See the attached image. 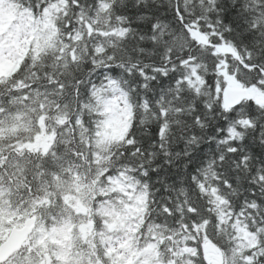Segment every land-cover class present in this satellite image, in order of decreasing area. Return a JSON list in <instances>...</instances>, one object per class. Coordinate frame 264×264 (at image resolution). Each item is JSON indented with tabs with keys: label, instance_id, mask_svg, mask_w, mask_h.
<instances>
[{
	"label": "snow or ice",
	"instance_id": "6c2138e0",
	"mask_svg": "<svg viewBox=\"0 0 264 264\" xmlns=\"http://www.w3.org/2000/svg\"><path fill=\"white\" fill-rule=\"evenodd\" d=\"M0 264H264V0H0Z\"/></svg>",
	"mask_w": 264,
	"mask_h": 264
}]
</instances>
